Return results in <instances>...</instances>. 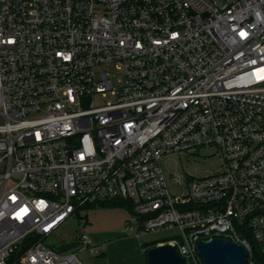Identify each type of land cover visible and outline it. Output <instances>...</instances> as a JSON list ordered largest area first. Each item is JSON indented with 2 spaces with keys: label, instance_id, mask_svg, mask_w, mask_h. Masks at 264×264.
<instances>
[{
  "label": "built area",
  "instance_id": "1",
  "mask_svg": "<svg viewBox=\"0 0 264 264\" xmlns=\"http://www.w3.org/2000/svg\"><path fill=\"white\" fill-rule=\"evenodd\" d=\"M204 148L221 168L172 195L162 161ZM118 199L187 264L264 259V0H0V264H84L47 240Z\"/></svg>",
  "mask_w": 264,
  "mask_h": 264
},
{
  "label": "rangeland",
  "instance_id": "2",
  "mask_svg": "<svg viewBox=\"0 0 264 264\" xmlns=\"http://www.w3.org/2000/svg\"><path fill=\"white\" fill-rule=\"evenodd\" d=\"M98 76L104 71L119 75L121 71L113 65L98 67ZM114 96L107 94L95 97L97 106L114 101ZM222 160L214 148L194 150L191 153L171 154L162 161L169 192L178 196L183 192L188 177H204L218 171ZM183 176L180 182L173 175ZM132 215L126 207L83 208L75 216L65 221L47 240V244L56 249L79 242L83 236L92 246L101 251L92 255L87 249L79 251V259L84 264H148L145 244L165 240L175 235V231H159L138 236L129 224ZM78 251V250H77ZM189 264H195L189 260ZM200 264H203L201 261Z\"/></svg>",
  "mask_w": 264,
  "mask_h": 264
},
{
  "label": "water",
  "instance_id": "3",
  "mask_svg": "<svg viewBox=\"0 0 264 264\" xmlns=\"http://www.w3.org/2000/svg\"><path fill=\"white\" fill-rule=\"evenodd\" d=\"M80 246V243L64 245L60 253L70 252ZM199 255L203 264H247L249 253L241 245L223 238H213L198 244ZM148 264H187L176 248L170 244L156 245L146 251Z\"/></svg>",
  "mask_w": 264,
  "mask_h": 264
},
{
  "label": "trees",
  "instance_id": "4",
  "mask_svg": "<svg viewBox=\"0 0 264 264\" xmlns=\"http://www.w3.org/2000/svg\"><path fill=\"white\" fill-rule=\"evenodd\" d=\"M88 207H92V206H88ZM88 207H85V208H88ZM106 207H126L130 211V213H133L132 204L128 200H122V199L112 200V201H109V202L102 204L99 208H106ZM92 208H96V207H92ZM163 241L164 240H160V241H154V242L149 243V244H145L144 246L146 248V251L149 248L154 247ZM257 263L258 264H264V259L257 261Z\"/></svg>",
  "mask_w": 264,
  "mask_h": 264
}]
</instances>
